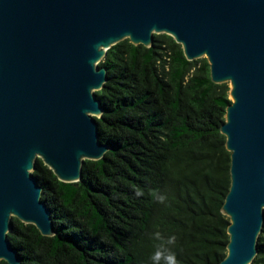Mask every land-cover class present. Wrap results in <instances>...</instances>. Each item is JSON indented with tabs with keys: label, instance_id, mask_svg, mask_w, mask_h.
I'll use <instances>...</instances> for the list:
<instances>
[{
	"label": "water",
	"instance_id": "water-1",
	"mask_svg": "<svg viewBox=\"0 0 264 264\" xmlns=\"http://www.w3.org/2000/svg\"><path fill=\"white\" fill-rule=\"evenodd\" d=\"M161 34L230 86L221 126L230 223L219 264H253L264 226V0H0V261L21 264L8 239L13 218L54 236L37 160L77 184L84 162L108 152L96 96L107 51L124 40L150 48Z\"/></svg>",
	"mask_w": 264,
	"mask_h": 264
},
{
	"label": "trees",
	"instance_id": "trees-1",
	"mask_svg": "<svg viewBox=\"0 0 264 264\" xmlns=\"http://www.w3.org/2000/svg\"><path fill=\"white\" fill-rule=\"evenodd\" d=\"M169 35L150 48L124 40L99 66L100 161L79 183H62L36 162L33 177L54 236L12 219L21 264H219L227 253L230 153L221 126L230 86L211 81L207 59L188 61ZM160 197L164 201L160 202ZM253 264H264V226ZM0 264H7L0 261Z\"/></svg>",
	"mask_w": 264,
	"mask_h": 264
},
{
	"label": "clouds",
	"instance_id": "clouds-1",
	"mask_svg": "<svg viewBox=\"0 0 264 264\" xmlns=\"http://www.w3.org/2000/svg\"><path fill=\"white\" fill-rule=\"evenodd\" d=\"M164 199V197H160V202H163ZM170 264H179V262L175 259V256L171 258Z\"/></svg>",
	"mask_w": 264,
	"mask_h": 264
}]
</instances>
